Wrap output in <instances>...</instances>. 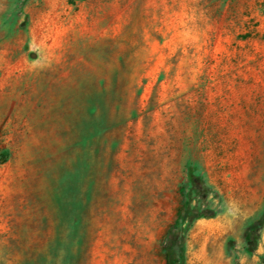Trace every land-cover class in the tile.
Returning a JSON list of instances; mask_svg holds the SVG:
<instances>
[{"label": "rangeland", "instance_id": "rangeland-1", "mask_svg": "<svg viewBox=\"0 0 264 264\" xmlns=\"http://www.w3.org/2000/svg\"><path fill=\"white\" fill-rule=\"evenodd\" d=\"M170 263L264 264V0H0V264Z\"/></svg>", "mask_w": 264, "mask_h": 264}, {"label": "trees", "instance_id": "trees-1", "mask_svg": "<svg viewBox=\"0 0 264 264\" xmlns=\"http://www.w3.org/2000/svg\"><path fill=\"white\" fill-rule=\"evenodd\" d=\"M179 224V223H178ZM181 225V224H180ZM188 226H190V225H188ZM171 264V263H170Z\"/></svg>", "mask_w": 264, "mask_h": 264}]
</instances>
